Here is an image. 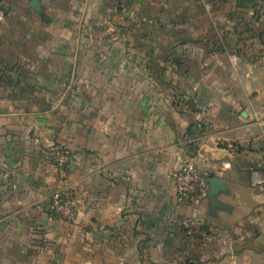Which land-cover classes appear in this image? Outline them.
<instances>
[{
    "label": "crops",
    "instance_id": "obj_1",
    "mask_svg": "<svg viewBox=\"0 0 264 264\" xmlns=\"http://www.w3.org/2000/svg\"><path fill=\"white\" fill-rule=\"evenodd\" d=\"M39 1L0 0V264H264V0Z\"/></svg>",
    "mask_w": 264,
    "mask_h": 264
},
{
    "label": "built area",
    "instance_id": "obj_2",
    "mask_svg": "<svg viewBox=\"0 0 264 264\" xmlns=\"http://www.w3.org/2000/svg\"><path fill=\"white\" fill-rule=\"evenodd\" d=\"M101 25L109 32L111 18L102 16L100 19ZM200 130L204 129V123H198ZM197 154H189L186 157L180 170L173 175L176 183L177 200L179 202H189L197 205L203 198L208 196V178L204 176L198 165ZM203 162L208 160L207 157H200ZM56 166L59 169L60 180L63 186L56 190L48 201V211L52 216L59 217L68 222H74L77 218L78 207L80 200L75 191L68 186L67 178L70 173V153L67 150H60L56 156ZM225 168L231 167V162L223 163ZM252 185L258 188L264 194V177L254 171L252 174ZM182 224H190L191 219H182Z\"/></svg>",
    "mask_w": 264,
    "mask_h": 264
},
{
    "label": "water",
    "instance_id": "obj_3",
    "mask_svg": "<svg viewBox=\"0 0 264 264\" xmlns=\"http://www.w3.org/2000/svg\"><path fill=\"white\" fill-rule=\"evenodd\" d=\"M32 6L40 12L43 10L39 0H33ZM208 181L211 184V188L208 194L215 200L214 195L218 193L219 189L224 188V183L218 177H211L208 179Z\"/></svg>",
    "mask_w": 264,
    "mask_h": 264
},
{
    "label": "trees",
    "instance_id": "obj_4",
    "mask_svg": "<svg viewBox=\"0 0 264 264\" xmlns=\"http://www.w3.org/2000/svg\"><path fill=\"white\" fill-rule=\"evenodd\" d=\"M245 1L251 2V1H253V0H245Z\"/></svg>",
    "mask_w": 264,
    "mask_h": 264
}]
</instances>
